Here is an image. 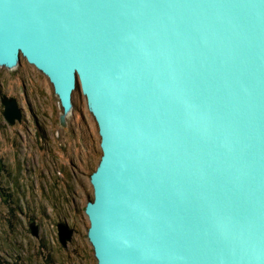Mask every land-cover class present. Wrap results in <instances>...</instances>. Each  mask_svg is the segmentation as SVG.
Masks as SVG:
<instances>
[{"label":"water","instance_id":"95a60500","mask_svg":"<svg viewBox=\"0 0 264 264\" xmlns=\"http://www.w3.org/2000/svg\"><path fill=\"white\" fill-rule=\"evenodd\" d=\"M20 57L97 125V264H264V0H0V67Z\"/></svg>","mask_w":264,"mask_h":264},{"label":"rangeland","instance_id":"374dc122","mask_svg":"<svg viewBox=\"0 0 264 264\" xmlns=\"http://www.w3.org/2000/svg\"><path fill=\"white\" fill-rule=\"evenodd\" d=\"M2 97L21 119L4 118ZM66 117L48 79L20 57L0 67V264H97L87 239L90 175L101 157L97 125L79 89ZM73 230L66 247L58 224Z\"/></svg>","mask_w":264,"mask_h":264},{"label":"bare ground","instance_id":"6f19581e","mask_svg":"<svg viewBox=\"0 0 264 264\" xmlns=\"http://www.w3.org/2000/svg\"><path fill=\"white\" fill-rule=\"evenodd\" d=\"M70 111H72V110H70ZM70 111H69V112H70ZM69 112L66 113V116H67V114H68Z\"/></svg>","mask_w":264,"mask_h":264}]
</instances>
